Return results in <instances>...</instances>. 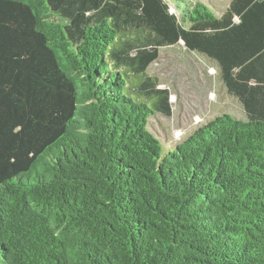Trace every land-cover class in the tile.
<instances>
[{"label": "trees", "instance_id": "1", "mask_svg": "<svg viewBox=\"0 0 264 264\" xmlns=\"http://www.w3.org/2000/svg\"><path fill=\"white\" fill-rule=\"evenodd\" d=\"M178 45L243 117L165 149ZM0 264H264V0H0Z\"/></svg>", "mask_w": 264, "mask_h": 264}, {"label": "rangeland", "instance_id": "2", "mask_svg": "<svg viewBox=\"0 0 264 264\" xmlns=\"http://www.w3.org/2000/svg\"><path fill=\"white\" fill-rule=\"evenodd\" d=\"M197 1L210 6L216 14H220L229 2ZM149 73L160 78L162 86H174L180 94L179 101L171 96L176 103L171 118L160 114L150 118L149 129L165 149L172 148L200 124L223 111L243 117L237 102L223 93L215 70L180 45L161 49L160 57L150 66Z\"/></svg>", "mask_w": 264, "mask_h": 264}]
</instances>
